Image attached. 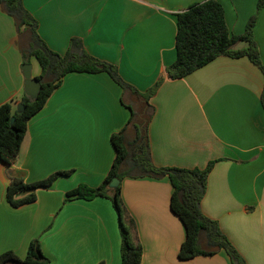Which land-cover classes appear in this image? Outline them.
I'll return each mask as SVG.
<instances>
[{
	"label": "crops",
	"instance_id": "0c3cea01",
	"mask_svg": "<svg viewBox=\"0 0 264 264\" xmlns=\"http://www.w3.org/2000/svg\"><path fill=\"white\" fill-rule=\"evenodd\" d=\"M205 0H22L38 22V34L64 54L79 38L92 56L114 64L140 91L157 81L150 99L149 145L158 167L204 168L201 210L217 221L247 264H264V77L248 57L219 56L185 77H168L176 58V15ZM231 34L244 33L257 13L254 40L264 64V7L259 0H219ZM240 41L236 48H244ZM22 55L12 16L0 3V105L23 98ZM32 77L41 67L32 56ZM122 88L106 72L67 73L45 105L27 124L10 165L0 161V254L24 258L39 239L49 264H121L119 217L110 199H66L80 184L98 186L109 172L115 150L111 136L131 111ZM63 171L36 200L11 206L9 176L34 182ZM168 177H126L121 182L123 221L142 246L141 264H231L224 249L182 259V221L170 209Z\"/></svg>",
	"mask_w": 264,
	"mask_h": 264
},
{
	"label": "trees",
	"instance_id": "16d2710c",
	"mask_svg": "<svg viewBox=\"0 0 264 264\" xmlns=\"http://www.w3.org/2000/svg\"><path fill=\"white\" fill-rule=\"evenodd\" d=\"M0 3L15 21L17 46L23 64H29L33 56L41 67V73L36 77L41 85L39 94L35 98L23 95L20 101L26 106L23 111L14 109L12 102L0 105V161L7 165L12 163L25 136L28 120L42 109L67 73L106 72L122 88L121 102L130 109L131 115L126 125L111 136L115 157L102 182L96 187L80 184L66 193L65 200H91L97 196L110 199L119 217L121 264H141L142 246L134 241L128 225L122 218L121 182L126 177L166 176L173 188L170 209L182 221L186 232L178 256L182 259L199 255L210 256L224 249L231 264H247L223 234L217 221L207 217L201 210L208 174L215 162L210 161L204 168H165L156 166L152 161L149 122L154 108L150 99L160 81L145 91L138 90L121 77L114 64L90 55L79 38H72L67 51L59 54L50 49L39 36L38 22L24 7L22 0H0ZM262 7L264 0H259L257 12ZM256 19L257 13L248 20L244 33L234 35L227 27L224 8L219 0H205L177 13L176 58L167 67L168 77H185L219 56H246L260 69L264 77V64L254 40ZM240 41L246 42L244 48H236ZM260 99L264 108V84ZM12 117L14 121L11 123ZM66 174L68 172L57 171L34 182H26L18 176H9L6 200L13 207L31 203L36 200L38 188L49 187L59 176ZM113 178L119 179V184L114 188L109 185ZM49 261L37 238L28 244L24 258L18 257L11 250L0 254V264H49Z\"/></svg>",
	"mask_w": 264,
	"mask_h": 264
},
{
	"label": "water",
	"instance_id": "95a60500",
	"mask_svg": "<svg viewBox=\"0 0 264 264\" xmlns=\"http://www.w3.org/2000/svg\"><path fill=\"white\" fill-rule=\"evenodd\" d=\"M21 69L24 74V92L26 95L35 98L39 94L41 89V85L36 77H32V65L31 64H22ZM25 105L23 103H19L17 105L18 111H23L25 109ZM14 121V117L11 118V123ZM119 184V179L113 178L110 182V187L114 188Z\"/></svg>",
	"mask_w": 264,
	"mask_h": 264
}]
</instances>
